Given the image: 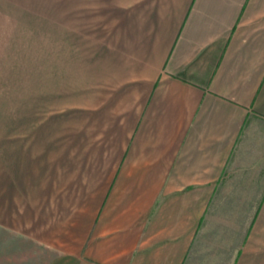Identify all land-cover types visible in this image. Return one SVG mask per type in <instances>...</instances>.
Returning <instances> with one entry per match:
<instances>
[{"label": "crops", "instance_id": "1", "mask_svg": "<svg viewBox=\"0 0 264 264\" xmlns=\"http://www.w3.org/2000/svg\"><path fill=\"white\" fill-rule=\"evenodd\" d=\"M99 2L61 25L54 108L0 101V233L50 264H264V0Z\"/></svg>", "mask_w": 264, "mask_h": 264}, {"label": "rangeland", "instance_id": "2", "mask_svg": "<svg viewBox=\"0 0 264 264\" xmlns=\"http://www.w3.org/2000/svg\"><path fill=\"white\" fill-rule=\"evenodd\" d=\"M98 2L0 0V101L28 102L30 98L39 104L41 114L54 108L59 98L60 45L66 40L61 38V25L72 23L68 34L73 36L76 29H90L92 8ZM48 252L13 239L10 231L0 233V264H50L53 256Z\"/></svg>", "mask_w": 264, "mask_h": 264}]
</instances>
